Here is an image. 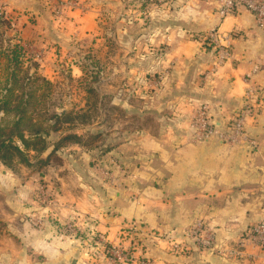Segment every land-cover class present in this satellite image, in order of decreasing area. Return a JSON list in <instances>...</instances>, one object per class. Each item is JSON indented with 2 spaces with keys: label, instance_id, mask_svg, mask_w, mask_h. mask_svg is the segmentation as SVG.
Segmentation results:
<instances>
[{
  "label": "crops",
  "instance_id": "obj_1",
  "mask_svg": "<svg viewBox=\"0 0 264 264\" xmlns=\"http://www.w3.org/2000/svg\"><path fill=\"white\" fill-rule=\"evenodd\" d=\"M64 1L76 5L65 3L58 16L51 12L53 0H2L1 9L9 24L22 27L23 39L31 27L36 34L49 28L57 32L58 42L65 43L70 36H93L100 25L122 28L144 22L102 17L103 11L119 14L130 3L150 5V20L145 21L150 25V72H166L159 92L162 101L172 94L178 100L204 102L213 120L223 126L245 104V95H228L235 72L243 66L248 71L243 82L259 93L254 115L244 123L255 145H227L215 139L195 143L188 141L191 131L180 133L187 140L168 159L190 161L189 173L159 167L160 153L152 157L155 134H141L112 148L111 154L128 167L122 183L92 182L84 174L76 179L61 175L47 181L53 196L45 207L32 196L28 180L0 169V264H97L98 256H90V251L101 243L125 248L132 257L125 264H137V257L151 264H264V248L241 245L244 231L264 220V31L256 27L252 14L246 11L249 18H245V10H238L217 21V8L212 7L216 3L209 0ZM206 11L208 16L203 15ZM229 16L236 23L224 30ZM210 29H217L220 42L230 48L221 64L215 63L214 48L201 40ZM124 32L117 34L123 37ZM229 61L232 75L218 78L216 73ZM255 65L261 69L252 74ZM81 167L88 171L85 164ZM137 172L147 179L131 181ZM196 223L202 233L212 236L209 247L192 238ZM94 234L97 242L90 240ZM157 238L169 246L160 248ZM177 238L183 243L172 242Z\"/></svg>",
  "mask_w": 264,
  "mask_h": 264
},
{
  "label": "rangeland",
  "instance_id": "obj_2",
  "mask_svg": "<svg viewBox=\"0 0 264 264\" xmlns=\"http://www.w3.org/2000/svg\"><path fill=\"white\" fill-rule=\"evenodd\" d=\"M1 1L0 119L10 120L16 115L31 117L34 122L24 121L19 131L24 133L27 129L28 136L30 131L38 129L44 140L35 144L36 151L27 152L21 146L24 152L20 154L11 150L0 158V169L16 179L28 180L32 196H38L43 207L49 205L50 195L53 196V186L47 181L61 175L76 179V175L84 174L92 182L104 179L122 183L128 167L111 154L112 148L141 134H155L152 130L162 126L161 118L167 124L179 115L180 122L187 124V130L181 133L190 131L189 124L199 101L178 100L172 94L162 101L159 92L166 72L163 69L150 72V25H145L150 20V5L141 7L130 3L129 10L122 13L113 10L101 13L102 17L105 14L125 22L127 19H144V22L122 28L114 24L100 25L93 36H70L65 43H60L57 32L49 28L46 31L42 28L41 34H36V29L31 27L23 39L22 27L9 24ZM53 2L51 12L58 16L62 10L56 13ZM70 4L76 5L75 1ZM53 27L66 28L59 24ZM118 30L125 31L123 37L118 36ZM42 80L48 81V85ZM8 92L11 93L7 97L9 102L2 105ZM114 100L119 103L113 104ZM167 100H170L168 106ZM157 106L162 111L157 112ZM14 143L20 145L16 138ZM82 164L88 171H83ZM98 239L94 234L90 240L97 242ZM98 246L90 251V256H98L97 264H125L112 257L114 247L127 253L130 257L127 262L132 260L120 245L101 243ZM135 259L136 263L142 260L150 263L145 257Z\"/></svg>",
  "mask_w": 264,
  "mask_h": 264
},
{
  "label": "built area",
  "instance_id": "obj_3",
  "mask_svg": "<svg viewBox=\"0 0 264 264\" xmlns=\"http://www.w3.org/2000/svg\"><path fill=\"white\" fill-rule=\"evenodd\" d=\"M56 13L61 10L65 3L71 2L64 0H54ZM221 5L217 8V14L220 19L232 14L234 11L245 10L252 14L255 25L258 29L264 31V0H209ZM220 35L217 29H210L202 36L203 41L207 42L215 50V63L221 64L230 56V48L227 44L220 42ZM261 67L255 65L251 73H256ZM249 75L246 76L248 78ZM259 96L258 90L254 86L246 88L245 92V104L234 113L231 120L225 123L223 126H219L216 122L213 123V118L209 114V108L206 103L199 102L195 113L190 121L189 128L191 135L189 136V142H202L209 139H215L221 143L227 145L245 144L248 146H254L255 142L251 137L247 136L244 128L246 119L254 115L255 112V98ZM202 229L199 223L193 225L190 232L192 238L196 243L202 247H209L213 238L210 234L202 233ZM241 245L251 244L258 248H264V220L253 223L244 233L241 235ZM112 257L116 260L126 263L130 257L126 252L121 251L118 248L112 249ZM137 264H151L148 261H139Z\"/></svg>",
  "mask_w": 264,
  "mask_h": 264
},
{
  "label": "clouds",
  "instance_id": "obj_4",
  "mask_svg": "<svg viewBox=\"0 0 264 264\" xmlns=\"http://www.w3.org/2000/svg\"><path fill=\"white\" fill-rule=\"evenodd\" d=\"M221 5L219 4H213L212 7L219 8ZM243 11V10H241ZM204 16H208L209 13L206 11L203 14ZM244 17L249 18V14L245 11L244 12ZM215 20H219V17H216ZM246 22L250 23V19H248ZM236 23V20H234L231 16L227 17L226 23L224 25V30L227 28L229 25ZM264 58V57H262ZM227 70V74H226ZM248 74V71L246 68L243 66H240L239 70L235 72L236 79L231 86V90L229 91L228 95L229 97H236L240 98L245 95V89L250 87L249 84H245L243 82L242 77L244 75ZM232 75V70H231V61H229L227 64H225L224 68H221L217 73L216 76L218 78H223L224 80L228 79V76ZM264 87V83L261 85ZM145 98V97H144ZM119 103L118 101H113V104ZM123 107L125 109H129V106L127 104H124ZM157 112L162 111V107L157 106L156 108ZM181 117L178 115L176 119L170 120L167 124L163 123V118L160 119V124L162 125L159 128H155L152 131L155 133L156 139L152 141L153 148H152V157H155L156 153H160L158 157H156V160L159 161V167H162L164 169H172V168H183L187 172H191V165L190 161H179L176 157L174 156L173 159L169 160L168 157L172 153V150L175 148H178L180 143L186 142L187 137L186 136H181L180 133L182 131L187 130V124L186 123H181L180 122ZM215 123V121H213ZM252 123L251 120L248 121V124L250 125ZM135 147V146H132ZM241 168H243V165H241ZM146 171L151 172L153 169H146ZM252 173H255V169L251 170ZM159 175V172L157 173ZM237 176L241 175L240 172L236 173ZM139 179L140 181L146 180L147 175L143 173H134L133 176L130 177L131 181H135ZM100 202L97 201V204ZM86 209L82 208V211ZM103 211V208H101V212ZM99 218V217H98ZM100 231H105V229L101 228ZM112 239V237H111ZM175 244H181L183 241L179 240L178 238L172 241ZM156 243L160 246V248H166L168 247V242L161 241L158 238L156 239Z\"/></svg>",
  "mask_w": 264,
  "mask_h": 264
},
{
  "label": "trees",
  "instance_id": "obj_5",
  "mask_svg": "<svg viewBox=\"0 0 264 264\" xmlns=\"http://www.w3.org/2000/svg\"><path fill=\"white\" fill-rule=\"evenodd\" d=\"M11 83L15 86L14 81L11 80ZM42 83L48 85V81L46 80H42ZM12 86V89H14ZM9 92H11V89L8 90ZM5 96V99L1 101L2 105H5L9 102L8 100V95H10L11 93H9ZM7 98V99H6ZM1 111L3 113H7L6 108L1 107ZM63 115V113H62ZM2 123L0 124V158H4L5 155H7V153H9L11 150H14L17 153H21L24 152V150H22L20 148V146L22 148H24L27 152L34 150L36 151L37 147H36V143H43V138L41 137V131H38V129H35L33 132L30 131V128H28V130L30 131V134H28V136L25 135L24 133H21V131H19V129H22V124L25 122H29L32 121L34 122V119H31V117H24L23 115H16L15 117H12L10 120H1ZM25 121V122H24ZM29 125L33 128L36 127L35 124L29 123ZM18 130V131H17ZM14 138H16L20 145H17L14 143ZM40 149V148H39ZM38 151V150H37Z\"/></svg>",
  "mask_w": 264,
  "mask_h": 264
},
{
  "label": "water",
  "instance_id": "obj_6",
  "mask_svg": "<svg viewBox=\"0 0 264 264\" xmlns=\"http://www.w3.org/2000/svg\"><path fill=\"white\" fill-rule=\"evenodd\" d=\"M71 264H73V262Z\"/></svg>",
  "mask_w": 264,
  "mask_h": 264
}]
</instances>
